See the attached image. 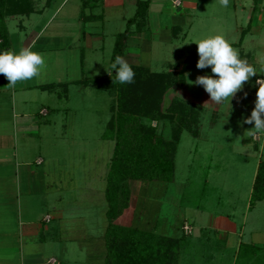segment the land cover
<instances>
[{
  "label": "rangeland",
  "instance_id": "1",
  "mask_svg": "<svg viewBox=\"0 0 264 264\" xmlns=\"http://www.w3.org/2000/svg\"><path fill=\"white\" fill-rule=\"evenodd\" d=\"M50 1L34 2L30 15L4 16L9 38L7 50L18 53L24 42H29L32 30H38L55 9L56 2L63 0ZM199 1V11L192 16L194 28L185 35L186 28L182 27L171 39L154 42L148 65L153 71H163L170 64L182 67L187 59L184 83L166 92L163 106L177 98L196 111V119L190 124L191 130L180 135L174 154L173 178L168 182L130 181L129 205L116 222L176 239L174 264H254L256 255H250L248 247L241 244L257 245L264 254V200L249 206L256 165L264 154V135L253 136L258 141V149L254 150L251 143L244 141L250 138L247 131L254 127V122L243 121L255 106L256 79H264V73L259 72L264 69V20L261 23L253 19L247 24L246 2L251 0H229V10H214L216 17L207 4L211 0ZM65 2L68 3L62 10L68 9V15H76L68 23L73 29V25L82 24V0ZM77 4L80 5L77 7ZM63 15L62 12L57 15L50 30L32 47L34 52L43 55L46 66L37 77L27 80L29 83L66 81L74 74L80 76V70L85 71L84 80L104 78L111 73L115 33L125 29L126 21H115L111 17L109 21L104 20L103 34H100L104 36L102 50L88 47L85 50L80 46L55 48L43 38L52 35L51 30L60 28V23L65 22ZM78 16L81 22H77ZM220 16L227 17L228 22L212 27L214 22L220 21ZM162 23L153 18L149 28L151 35L169 22ZM93 29L101 31L100 26ZM222 29L225 30L223 36L238 50L239 57L258 71L230 99V105L227 101L213 103L202 85L190 83L198 75H214L210 66L196 67L197 44L190 41L221 35ZM74 41L77 45L78 40ZM134 63L147 65L144 60ZM72 83L67 87L68 92L58 85L60 94L56 96L39 88L14 89L16 87L7 86V78L0 74V264H19L23 250L27 256V248L19 250L21 243L14 235L21 228L17 220L20 213L22 222L30 221L38 226L45 215L52 217L44 220L40 237L36 238L44 240L39 249L43 254L41 264H49L46 261L50 255L58 257L62 264H103L107 225L105 173L113 142L103 139L101 134L110 115L112 96L94 82L78 83L76 79ZM40 104L49 108L70 107L74 114L65 118L63 112L56 116L52 112L49 118L56 122L49 125L35 114ZM25 113L28 116L22 118ZM25 121L34 127L23 130ZM151 124L165 138L171 137L169 124L156 121ZM38 156L43 163L31 166L28 176L37 192L18 194L19 178L15 174L20 169L18 161L26 159L32 163ZM5 175H12L13 180L9 182L12 189L11 186L6 189L8 184L1 181ZM4 189L8 193L6 198L2 195ZM4 234L12 235V244L4 243ZM42 235L46 239H41Z\"/></svg>",
  "mask_w": 264,
  "mask_h": 264
},
{
  "label": "trees",
  "instance_id": "2",
  "mask_svg": "<svg viewBox=\"0 0 264 264\" xmlns=\"http://www.w3.org/2000/svg\"><path fill=\"white\" fill-rule=\"evenodd\" d=\"M91 1L82 0V7L90 5ZM34 2L35 0H0V52L9 48L4 16L29 15L34 11ZM148 4V0L138 2L136 13L126 22V28L115 36L111 53L113 62L117 55H123L130 26L141 25L140 21L146 14ZM184 64L182 67L179 64H170L163 71H153L148 67L132 64L135 78L131 84L114 82L115 69L111 76L78 80V83L94 82L112 96L110 115L101 134L103 139L113 142L105 173L107 225L104 233L106 254L103 264H174L178 248L176 239L138 226L124 225L116 220L129 205L130 181L168 182L173 178L177 143L183 131L191 130L190 124L194 122L197 114L177 98H173L166 107L163 106L166 92L184 83L187 59ZM66 84L57 85H61L62 90L65 88L66 92ZM54 86L56 84L49 83L41 85L40 88L50 90ZM152 121L162 125L169 124L171 137L165 138L151 124ZM244 141L251 143L254 150L258 149V141L253 137ZM263 200L264 154L256 165L249 206ZM241 245L248 247L250 255H256L254 264L264 262V254L259 246L245 243Z\"/></svg>",
  "mask_w": 264,
  "mask_h": 264
},
{
  "label": "crops",
  "instance_id": "3",
  "mask_svg": "<svg viewBox=\"0 0 264 264\" xmlns=\"http://www.w3.org/2000/svg\"><path fill=\"white\" fill-rule=\"evenodd\" d=\"M37 1L39 0H35V2ZM141 1H145V0H92L91 4L89 6L87 5L84 8L87 10L90 9L89 13H85L87 10L84 11V9L82 11L83 13L82 18H81L82 24L73 25V29H70L68 27V23L72 22L71 20L74 19L75 14L68 15L69 13L68 9L64 11L62 10L68 2H65V0H63L62 2H56L55 4L56 7L53 10V12L50 13L47 19L44 21V23L38 27V30H32L31 36L29 38V42H24L25 43L24 47L26 46L33 47L39 39H42L44 35L43 33H45V31H48L50 24L53 23L57 15H59V13L62 12L64 13L63 15L64 18L62 19L65 20V22L60 23L61 25H59L60 26L59 29L51 30L52 35L50 33L48 34V36H45L43 38L45 39V41L48 40V45L53 44L55 48L65 47L67 49H74L76 48V46H80L82 48H85V50H86V47H88V49H94L97 51L102 50L104 48L103 41H102L104 36L102 35L103 36L102 37L100 34H103L102 32L103 22H105L106 20L109 21L110 17L111 19L115 21L120 20V21L127 22L130 18L134 16L138 8V2H141ZM148 2L149 4L146 10V14L144 15L143 18H141V21H140L141 25L139 27L136 24H132L130 26V32L128 33V36L125 42L124 53L121 57L125 58L130 65L134 64V65H141V66L148 67L152 59L151 52L153 51L152 47L154 48L153 46L154 42L162 43L164 42V38L171 39L174 36V34H176V32L182 27L183 29L186 28V33H185L186 35L189 31H191L194 28L195 19L192 16L197 15L196 10L199 11V7H200L199 0H148ZM246 3H247V6L249 7L247 24H250V22L253 19L256 22L260 21L262 23L264 20V0H251V2H246ZM153 4H158V5L153 6ZM207 4L209 5V7H211L210 12L212 15H214V17H216L214 10L216 11L217 9L219 10L218 12H225V11L227 12L229 10V7H231V6L222 7L219 4V0L207 1ZM78 5L80 4H77V7ZM233 7L236 8L234 4H233ZM99 8H100V12H98ZM256 13L257 15H255ZM153 18L157 19L158 21L161 20V22L163 23L164 22H169V23L167 25L159 26L154 31V34L151 35V32H149V28L151 27L150 23L152 22ZM218 18H220V21L219 22L217 21V23L214 22L212 27H218L217 25L220 22H223V23L228 22L226 20L227 17L224 18L220 16ZM79 21L80 19L78 16L77 22ZM206 22L208 23L209 20L207 19ZM97 26L101 27L100 32L93 31L94 30L93 28H97ZM224 29H227V28H224ZM72 30H74V32H71ZM118 33H115V34L117 35ZM224 33H225V30L222 29L221 35L223 36ZM241 33H242V30H241ZM74 40H78L77 45L75 43L76 41ZM114 41H115V38H114ZM114 41H113V45H114ZM113 45H112V49H113ZM36 47H40V46H36ZM136 60H144L145 64L147 65L134 63L136 62ZM78 64H81V62H78ZM148 68L151 69L150 67ZM80 72H81L80 76L79 74L78 75L74 74L70 77V79L68 77L66 81L56 80L54 82L46 81V83H37V82L29 83L28 81L18 82L17 85L15 86L16 88L14 89H19L20 91H22L25 88L26 89L39 88V90L41 91L54 92L56 96H59L60 92H58L59 90L57 89L58 87L57 84L67 82L66 84V88H67L70 84H73L72 82L75 81L76 79L78 81L80 80V78H83L82 76L85 75V71L84 73H82V70H80ZM257 79H260V78H257ZM48 82L56 84V86H54L56 88L54 90L53 89L43 90L40 88L41 85L49 84ZM15 92L16 90H13V93ZM66 92H68V89H66ZM62 109L56 108V107L49 108L48 105L40 104L38 107L37 113L35 114L38 115L37 117L41 119V121L43 120L42 122L50 125L52 122L54 123L56 122V121H53L54 119L49 118L52 112L53 114H55L54 116L59 115L60 113L63 112L65 114V118L68 117V114L69 115L74 114L72 112L73 110L70 107H64ZM27 116L28 115H26L25 113L23 117L22 115L19 117L25 118ZM44 117H46V119ZM32 125L33 124H30V122L28 123L27 121H25V123L23 124L24 126L23 130H25V128L26 130L32 129L34 127ZM63 126L67 128L66 124L65 125L63 124ZM13 153L16 156L15 149ZM18 163H19L20 169L19 171L15 173L19 178V189L17 193L18 194H30V195L36 193L37 191L32 185L33 181L29 180L28 176L30 174L31 166L42 165L43 163L42 158L39 156L35 157L32 163L26 159H20ZM1 179H2L1 181L8 184V187H6V189L8 188L9 190L10 186L12 189L13 185L9 184V182L11 183L13 180L12 175H5ZM3 191L4 192H2V195L4 196V198H6L8 196V193H6L5 189ZM20 215L17 216V220H18V225L20 224L21 228H19L18 232L14 233V235L18 237L19 239L18 241L19 243H21L20 244L21 247H19V250L22 251L23 250L22 248L26 247L28 250L27 251L28 253H27V256L25 257L24 250L20 252L21 257L19 258V264H41V260L43 259V254L39 251V249H41L42 245L44 244V240H39V239L36 240V238L40 237V234H41L40 228L44 227L42 225L44 220L46 221H48V219L51 220L52 217L50 218L48 217V215H45L43 219L41 218V225L38 226L37 224H33L30 221H26L25 223L22 222L20 220ZM12 219L13 221L17 222L15 217L14 218L12 217ZM4 235L6 236L5 238L6 241L4 242L3 239H1V241H3L4 243L12 244L10 241V237L12 235L11 236H7L6 234ZM41 239H46V238L44 235H42ZM12 240H13V237H12ZM46 262H48L49 264H62V261H60V259L54 255H50Z\"/></svg>",
  "mask_w": 264,
  "mask_h": 264
},
{
  "label": "clouds",
  "instance_id": "4",
  "mask_svg": "<svg viewBox=\"0 0 264 264\" xmlns=\"http://www.w3.org/2000/svg\"><path fill=\"white\" fill-rule=\"evenodd\" d=\"M219 4L222 7H227L229 0H219ZM190 42L197 44L199 59L196 67L203 69L210 66L211 72L214 74L198 75L196 80L190 81V83L202 85L213 103L221 104L227 101L230 105V99L258 71L246 60L241 59L238 50L233 48L222 35ZM45 66L43 55L34 52L31 46L21 47L18 53L11 50L0 52V74L7 78L9 87H15L18 82L37 77ZM113 69H115L114 82L120 84L134 82L135 72L125 58L117 55L114 62L111 63V73L108 72L110 76ZM259 72L264 73V69ZM256 84L258 88L255 106L251 110L250 116L245 117L243 121L247 124L254 122V127L247 131V137L264 135V79H257Z\"/></svg>",
  "mask_w": 264,
  "mask_h": 264
}]
</instances>
